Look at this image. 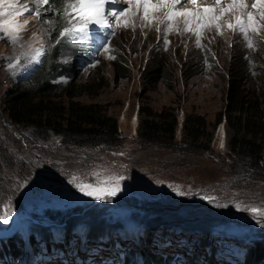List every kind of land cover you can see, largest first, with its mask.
<instances>
[{
    "label": "rangeland",
    "instance_id": "rangeland-1",
    "mask_svg": "<svg viewBox=\"0 0 264 264\" xmlns=\"http://www.w3.org/2000/svg\"><path fill=\"white\" fill-rule=\"evenodd\" d=\"M120 1L126 8H131V12L120 19L108 16V23L117 29L113 39V34H104L107 33L105 28H96L91 33L92 39L83 49L66 44L61 50L62 62L71 69V78L75 83L99 85L95 93H83L73 99L86 104H102L107 109V114L117 120L120 143L115 147L100 144L79 148L74 146L53 153L62 144L60 138L51 142L33 141L35 135L31 130H25L21 134L3 114L5 92L14 82L24 81L35 72L42 62L48 38L42 23L33 14L35 8L32 0H0V26H3L0 28V229H8L13 219L25 212L19 215L20 227L8 238L10 239L17 236L20 230L25 235L28 234L31 222L35 220L32 215L34 212L41 223L49 224L46 215L49 212L59 210L69 219L76 215L73 210L79 209L81 214L93 212L96 205H100L102 209L108 208L102 218L110 223L118 218L130 221L133 215L139 216L136 221H143V218L149 216L154 218L150 211L155 207L149 202L175 195L183 199L180 201L188 204L189 210L197 216L210 218L216 214L217 221L225 223L211 227L209 233L208 228L178 226L173 231L164 222L165 227L162 224L157 227L149 224L142 231L144 237L140 235L134 240L127 238L126 233L116 228L109 231L112 232L110 235L114 238V246H109L105 238L80 242V237L85 235L84 226L77 225L69 232L72 237L68 245L60 238L63 237L64 229L52 232L56 240L54 243L51 241L49 249L43 247L38 257L29 262V253L24 247H20L22 254L16 261L18 264H114L115 260L123 262L127 249L137 244L139 248L133 256L130 255L131 264H150L141 249L144 248V238L153 236L149 242L151 249L179 255L190 264H242L251 246L264 244L261 243L264 238V207L255 205L258 202H254V198L250 201L251 205L247 204L249 200L246 203L238 200L235 197L239 193L237 188L244 189L243 185L237 181L227 182L217 176L218 163L222 161V157L226 158V163L233 157L229 156L228 145L232 131L224 123L223 115L219 123L217 117L224 112L232 77L245 90L254 94L264 93V11L259 18V31H251L247 38L238 30L228 29L226 24H235V16L249 8L226 11L220 20L223 35L216 28L205 29L200 37L202 46H197L194 32L184 31V18L172 20L173 30L166 33L169 22L164 20V9L149 11L148 21H145L143 10L137 11L134 4L126 0ZM36 2L41 7L39 0ZM66 3L60 10L56 7V16L49 15L50 24L53 23V18L60 17L62 30L71 26L64 14L66 10L70 11ZM26 7L32 11H24ZM48 8L56 13L53 5L47 6V11L50 10ZM220 9L228 7L225 5ZM18 14L22 19L11 22ZM218 14L220 15V11ZM125 19L131 21L128 27L123 26ZM72 24L79 26L77 21H72ZM9 35L19 38L13 43ZM65 37L75 40L73 35ZM105 38L108 39L105 45L107 50L102 53V50L97 49L96 52L97 47L104 48ZM249 39L252 48L247 47ZM150 49L152 53L149 52ZM119 53L127 61L120 65L122 67L119 73L123 77L114 79L117 67L114 68L112 62ZM158 60L163 67L161 78L151 84L146 78L143 79V72ZM243 67L245 74L241 73ZM55 81L66 84L68 79L60 77ZM258 101L263 102L261 107H264V96ZM146 109L157 112L164 110L176 116L178 124L174 140L177 145L172 143L170 150L159 147V144H156L157 147L153 145L141 148L137 140L140 121ZM186 114L203 116L206 121L204 135L212 136L208 151L198 148V152L191 153L192 159L188 157L184 160V156H181L183 153L179 155L177 150L179 145L184 148L179 143L182 121ZM19 144L34 160L35 154L55 159L53 161L59 171L49 172L47 163L42 162V168H46V171L38 173L35 169L30 174L20 154L14 152ZM51 175L56 176V179L50 178ZM251 184L253 182L247 187ZM116 185H119L120 190L115 196H108L107 192ZM81 187H85V192L80 191ZM92 189H104L105 191L98 193L104 198L96 199L86 195V191ZM258 191L261 192H253ZM243 193L249 192L246 190ZM169 208L173 209L175 206L171 204ZM157 209L159 213L162 212V207L158 206ZM251 209L257 211L253 212ZM17 220L14 221V226L17 225ZM161 235H164L163 244L160 241ZM200 238H205L207 243L202 244ZM29 241L26 240L27 246H30ZM37 242L41 243L40 240ZM209 242L215 245V249L217 246L220 250L225 248L227 254L223 251L218 256H213L212 252L211 257ZM193 248L199 252H193ZM78 259L79 262H76ZM207 261L210 263H206ZM119 262L116 264H120Z\"/></svg>",
    "mask_w": 264,
    "mask_h": 264
},
{
    "label": "trees",
    "instance_id": "trees-1",
    "mask_svg": "<svg viewBox=\"0 0 264 264\" xmlns=\"http://www.w3.org/2000/svg\"><path fill=\"white\" fill-rule=\"evenodd\" d=\"M32 5L34 8L38 6L36 0H32ZM50 5L54 6L56 13H53L50 8H48L50 9L49 11L46 10L47 6ZM56 7L59 10L62 9L61 0H50L48 5H41L40 7L41 16L39 18L36 16V18L42 23L45 35L48 38V46L42 62L35 72L27 79H24V81L14 82L12 87L5 92L3 114L7 116V120L12 124L13 128L21 134L25 130H31L35 135L33 141L51 142L53 139L60 138L62 144L57 147L56 151L52 150L53 153H59L74 146L75 148H79L100 144L115 147L120 143V137L117 134L118 125L116 118L108 115L107 109L100 103L86 104L73 99L75 96L83 93H95L99 85L75 83L71 78V69L62 62L61 50L63 46L69 44L77 47L78 44L74 40L58 35L62 31L59 23L60 17L57 19L53 18V23L50 24L49 15H57L58 10ZM149 52L152 53V49ZM126 61L120 53L117 54L115 60L112 62L113 67H117L115 69L117 74L114 79L123 77V74L121 75L119 70L122 67L120 65H124ZM150 65L144 69L143 79L146 78L148 82L155 84L161 78V71L163 70L162 62L158 60L152 66ZM245 72L246 70L243 67L241 73L245 74ZM60 77L68 79V82L66 84L56 82L55 80ZM263 96L264 93L254 94L245 90L243 85L236 81L235 77H232L228 86L224 112L218 114L217 117L219 123L223 115L225 123L232 131V138L228 141L230 153L228 154L229 156H233L228 163H226V158L222 157V161L218 163L217 176L220 177L219 179H226L227 182L237 181V183H241L244 189L241 188L243 189L241 191V189L237 188V192L239 193L235 197L242 202L249 200L247 202L248 205H251L250 201L254 198L253 201L258 202L255 205L259 207H264V107H261L263 102L258 101ZM146 110L144 117L140 121V135L137 140L141 148H149L159 144L161 145L159 147H167L170 150L172 143L173 145H177L176 140H174L178 124L176 116L164 110L159 112L151 109ZM141 111H143L142 108ZM205 127L206 121L203 116L199 114H186L182 121V136L181 143L179 144L189 149V152L180 145L177 150L179 155L183 153L181 156H184V160H187L188 157L192 159L191 153L193 151L198 152V148H201L200 150H204L205 152L210 149L209 143L212 135L209 134L207 137L204 135ZM25 139L29 141V138L25 137ZM17 148V151L14 152L20 154L24 160L23 162L27 165L28 171L30 170V174L35 169L38 170V173H41L43 170L46 171V168H42V162L47 163L46 166L49 172L59 171L56 168L58 167L57 164L53 161L55 159L35 154L36 160H34L29 153L22 149L20 144ZM4 150L7 151L5 147ZM55 177L51 175L50 178L56 179ZM251 182L253 184L247 187ZM209 183L212 185L211 182ZM246 190L249 193H243ZM256 190H261V192H253ZM180 200L183 199L172 195L167 196V198H158L155 202H149L155 207L150 211L154 214V218L152 219V216L148 218L142 217L149 223H146L144 220L137 222L141 224L143 222L146 223L142 224L144 228L149 224L152 227H157L161 224L163 225L162 222H164L173 231L177 230L178 226L182 228H208V233L211 227L216 225L221 226V224L225 223L224 221H217L216 214L210 216V218L197 216V214L189 210L188 204L182 203ZM171 204L175 208H169ZM96 206L93 212H84L83 214H81L79 209H77L78 211L73 210L72 212H75L76 215L69 219H66L63 212L59 210L49 212L46 214L49 224L41 223L37 219V213L34 212L32 215L36 221L31 222L30 231L28 232L29 240H31L30 247L25 246V234L23 230L18 231V235L13 238L0 240V264H18L16 259L20 258L22 254L20 247H24L28 253L31 250L32 257L37 258L43 247L49 249L51 246L52 232H60L62 229H64L63 241L65 245L68 244L67 240L72 237L69 232L77 225L84 226L83 232L88 238L92 240L105 238L109 246H114V238L111 235L109 237L104 232L116 230V228H121V231L125 232L122 228L124 218H118V220L116 219L110 223V221L102 218L105 212H108V208L102 209L100 205ZM158 206L162 207L161 213L157 209ZM76 207L83 209L80 206ZM133 216L135 217V215ZM138 217L136 216L135 218L137 219ZM150 234H154V232H150ZM144 235L143 233V237ZM125 236L129 238L127 233ZM39 238L41 243L37 242ZM163 238L164 235H161L160 241ZM152 239L153 236L152 238H144L143 240L142 245L144 248L142 249V253L144 258L150 264H168L171 255L151 249L149 242ZM200 240L202 244L207 243L205 238H200ZM257 241L259 240L257 239ZM262 242L264 243V238ZM214 246L212 244L211 248L216 253L220 249H218V246L215 249ZM135 252V248H128L121 264H131L130 255L133 256ZM263 260L264 244H261L251 246L248 249L243 264H264ZM118 262V260H115L114 264ZM36 264L41 263L37 262Z\"/></svg>",
    "mask_w": 264,
    "mask_h": 264
},
{
    "label": "snow or ice",
    "instance_id": "snow-or-ice-1",
    "mask_svg": "<svg viewBox=\"0 0 264 264\" xmlns=\"http://www.w3.org/2000/svg\"><path fill=\"white\" fill-rule=\"evenodd\" d=\"M50 0H39L40 5H48ZM186 2H192L193 4L196 3V0H161L159 5L151 3V0H143V19L148 21L149 10L151 9L153 12L158 10L159 8L167 7L168 12L164 17V20L169 22L166 27V33L171 32L173 30L171 21L174 17H182L185 21V32L192 31L197 36L196 44L197 46H202L200 37L203 34L205 29H212L216 28L220 35H223L222 26L220 24V20L225 15L226 11L233 10V5H229L228 9H220V15H208L209 13H214L216 10L214 8H204L202 11H193L191 9L185 10L183 12H176L174 9L177 4H182ZM264 2V0H258V3ZM141 0H135L134 7H136L137 11L139 10ZM219 3V0H218ZM115 5L116 0H71L67 4V8L70 11H65V15L69 19L70 27L64 28L60 33L59 36L63 37L65 35H74L76 33H86L90 26L97 25L102 27L109 26L108 24V16H113L119 19L121 16H125L131 12V8L124 9L122 8L120 11H112L111 7H109L108 12H105V5ZM61 6L64 7V0H61ZM256 5H254L255 7ZM240 9H244L247 7L246 4L240 3L238 6ZM24 11H32L31 8L26 7ZM74 13V14H73ZM22 14V13H21ZM37 18L41 16L40 7L37 6L33 13ZM236 23L233 24L228 22L226 27L232 30H238L240 33L243 34L245 38L248 37V32H258L259 27L257 24L254 23V17L251 14H244L238 15L235 17ZM72 21H77L78 25L72 24ZM131 23L130 19H125L123 21V26L128 27ZM193 23H195V28H193ZM3 26H0L2 28ZM179 32V29H177ZM18 36H11L9 35V39L13 43L16 42ZM168 43L167 41H165ZM247 47L252 48V42L249 39L247 43ZM91 187V186H88ZM119 185H116L111 189V191L107 192L108 196H115L116 193L119 191ZM81 192H85V187L80 188ZM105 191L104 189H92L86 191V195L94 196L96 199H103L104 196L98 194L99 192ZM251 211L256 212V209H251Z\"/></svg>",
    "mask_w": 264,
    "mask_h": 264
},
{
    "label": "bare ground",
    "instance_id": "bare-ground-1",
    "mask_svg": "<svg viewBox=\"0 0 264 264\" xmlns=\"http://www.w3.org/2000/svg\"><path fill=\"white\" fill-rule=\"evenodd\" d=\"M21 18V16H20V14H18L17 16H15L14 17V19H12V21L11 22H13V21H15V20H17V19H20ZM22 19V18H21ZM19 219H20V217H19ZM18 222V221H17ZM136 224H137V227H138V225H141L140 227H136V229H134V230H132L131 231V233H132V235L134 236V238H139V236L140 235H142V237H143V230L145 229L143 226H142V224L141 223H139V222H137L136 221ZM111 229V228H110ZM118 229V228H117ZM120 230H122L121 228H119ZM15 231V230H14ZM14 231H12V232H7L6 233V235L5 236H3L4 238H9V237H11L12 236V234L14 233ZM104 233H107L108 235H109V237H110V234L112 233V232H109V231H106V232H104ZM125 233V232H124ZM224 234V233H223ZM228 234V233H227ZM126 235V234H125ZM236 235V234H235ZM219 236V235H218ZM2 237V238H3ZM26 239H25V246L27 245V242H26V240L28 241V239H29V234H26L25 236H24ZM60 238H62L61 236H60ZM233 238V237H232ZM38 239V238H37ZM39 240H40V238H39ZM39 240H37V241H39ZM113 240V239H112ZM31 241V240H30ZM29 241V242H30ZM66 241V240H65ZM107 241V240H106ZM241 242H242V239H241ZM227 243V242H226ZM211 244V243H210ZM224 245H226V244H224ZM211 246H212V244H211ZM39 247V246H38ZM222 248V247H221ZM40 249V248H39ZM207 249V248H206ZM208 250H211V253H210V256L212 257V252H213V250H212V248H208ZM224 251V254H227V250L225 249V248H223V250H219V251H217L216 253H214L213 252V256H218V254H220V253H222ZM26 252V251H25ZM198 253V252H197ZM205 256H206V258H207V255L206 254H204ZM12 258V257H11ZM210 263V262H209ZM244 263V261H242V264ZM228 264H230V263H228Z\"/></svg>",
    "mask_w": 264,
    "mask_h": 264
},
{
    "label": "water",
    "instance_id": "water-1",
    "mask_svg": "<svg viewBox=\"0 0 264 264\" xmlns=\"http://www.w3.org/2000/svg\"><path fill=\"white\" fill-rule=\"evenodd\" d=\"M22 213L25 214V212H21L20 214H22ZM20 214H19V215H20ZM19 215H17V216L13 219V221H12V223H11V225H10V227H9L8 229H0V238H2L3 236H5L7 232H12V231H14V230H17V229L20 227L19 222H21V218L19 219ZM17 219H18V220H17ZM15 220L18 221V223H17L16 226H14V224H13Z\"/></svg>",
    "mask_w": 264,
    "mask_h": 264
},
{
    "label": "clouds",
    "instance_id": "clouds-1",
    "mask_svg": "<svg viewBox=\"0 0 264 264\" xmlns=\"http://www.w3.org/2000/svg\"><path fill=\"white\" fill-rule=\"evenodd\" d=\"M182 119V118H181ZM224 123H225V120H224ZM179 125H181V124H179Z\"/></svg>",
    "mask_w": 264,
    "mask_h": 264
}]
</instances>
